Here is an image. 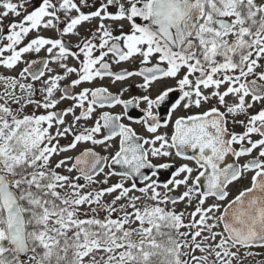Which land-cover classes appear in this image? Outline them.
<instances>
[{
	"label": "snow or ice",
	"instance_id": "6c2138e0",
	"mask_svg": "<svg viewBox=\"0 0 264 264\" xmlns=\"http://www.w3.org/2000/svg\"><path fill=\"white\" fill-rule=\"evenodd\" d=\"M0 69V264H264V0H0Z\"/></svg>",
	"mask_w": 264,
	"mask_h": 264
},
{
	"label": "flooded vegetation",
	"instance_id": "af4514ba",
	"mask_svg": "<svg viewBox=\"0 0 264 264\" xmlns=\"http://www.w3.org/2000/svg\"><path fill=\"white\" fill-rule=\"evenodd\" d=\"M33 58H34V57H33ZM73 63H75V62L73 61ZM125 66H127V65H125ZM100 83L107 84V83H108V81H107V80H105V81H103V82H100ZM111 90H112V91H116V88H112ZM116 111H119V109H116ZM235 130H236V131H240V129H239L238 127H237ZM161 178H163V176H162Z\"/></svg>",
	"mask_w": 264,
	"mask_h": 264
},
{
	"label": "rangeland",
	"instance_id": "374dc122",
	"mask_svg": "<svg viewBox=\"0 0 264 264\" xmlns=\"http://www.w3.org/2000/svg\"><path fill=\"white\" fill-rule=\"evenodd\" d=\"M0 71H3L2 69H0ZM235 191H236V189L235 188H233V193H235ZM181 207H183L182 205H181Z\"/></svg>",
	"mask_w": 264,
	"mask_h": 264
}]
</instances>
